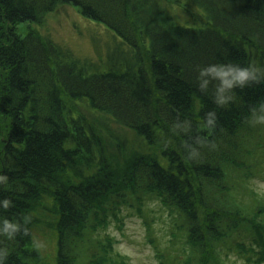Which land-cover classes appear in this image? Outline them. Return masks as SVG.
Segmentation results:
<instances>
[{
  "label": "trees",
  "instance_id": "1",
  "mask_svg": "<svg viewBox=\"0 0 264 264\" xmlns=\"http://www.w3.org/2000/svg\"><path fill=\"white\" fill-rule=\"evenodd\" d=\"M176 1L201 16L182 23L160 0H0V264H30L48 197L57 248L39 264H131L100 229L148 198L177 219L159 264H264V193L242 189L264 166V0ZM63 4L125 49L102 65L41 34ZM71 102L144 140L107 156Z\"/></svg>",
  "mask_w": 264,
  "mask_h": 264
},
{
  "label": "rangeland",
  "instance_id": "2",
  "mask_svg": "<svg viewBox=\"0 0 264 264\" xmlns=\"http://www.w3.org/2000/svg\"><path fill=\"white\" fill-rule=\"evenodd\" d=\"M174 13L176 19L182 23L196 21L201 15L197 8L190 3L176 0H160ZM39 32L51 37L58 44L75 52L80 58H89L102 65L107 63L108 54L118 50L121 38L106 25L83 16L78 8L71 4H63L46 16L43 23L36 25ZM24 28V27H23ZM23 28H19L23 31ZM120 39V40H119ZM66 99H70L69 97ZM72 106L85 114V120L95 126L103 140V150L107 156L117 154L116 149L124 153L128 148L142 143L141 137L134 130L117 124L110 116L94 111L86 102H79ZM76 113V112H75ZM77 115V114H76ZM83 168V167H82ZM245 188H252L259 194L264 193V166L259 173H255L243 180ZM246 191V190H245ZM53 200L43 198L36 207L32 224V242L30 249L36 254L29 260L30 264H39V260L52 262L57 248V232L54 224L55 210ZM143 214L130 204H125L119 218L111 217V222L101 233H108L113 240L114 255L125 256L131 264H159V250L174 253L172 232L176 228V214L163 205L158 199H146ZM89 242V241H88ZM87 242V243H88ZM231 264L247 263L236 253H231Z\"/></svg>",
  "mask_w": 264,
  "mask_h": 264
},
{
  "label": "clouds",
  "instance_id": "3",
  "mask_svg": "<svg viewBox=\"0 0 264 264\" xmlns=\"http://www.w3.org/2000/svg\"><path fill=\"white\" fill-rule=\"evenodd\" d=\"M251 75H252V73L250 72L249 69L241 68V69H240V72H239V79H238V82H239L240 84L245 83ZM7 204H8V201L5 200V201H4V205H5V207H7ZM15 227H16V225H13V224H10V223H7V222H6V225H5L6 230L9 229V228L14 229Z\"/></svg>",
  "mask_w": 264,
  "mask_h": 264
}]
</instances>
